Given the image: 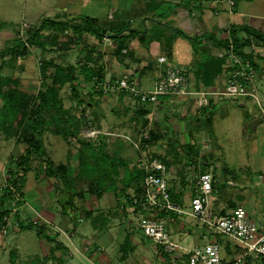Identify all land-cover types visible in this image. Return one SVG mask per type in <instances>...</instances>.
<instances>
[{"label": "crops", "instance_id": "crops-1", "mask_svg": "<svg viewBox=\"0 0 264 264\" xmlns=\"http://www.w3.org/2000/svg\"><path fill=\"white\" fill-rule=\"evenodd\" d=\"M52 8L49 15L42 18L70 21L77 16H88L96 19V25L105 30L103 35L96 36L89 31H73L67 27L56 31L60 37H65L56 45L49 44L42 36L44 46L32 44L27 48L28 57H33L35 49H39L43 51V59L75 67V90L72 91L69 83H65L59 91L60 96L68 100V104H64L65 114L79 117L81 111L76 109L82 110V105H86L89 118L100 130L98 134H105L93 143H102L110 153L124 158L130 171L137 168L143 172L138 159L144 160L148 154H152L149 157L158 156L167 160L169 190L182 212H163L161 215L166 219L167 238L177 244L180 258L185 257V253L194 246L211 238L220 241L223 264L239 258L242 249L235 240L216 235L191 214L190 200L199 174L210 171L214 178L216 170L221 168L218 161L213 162L212 158L206 157L199 147L207 148L211 142L220 146L215 126L218 121L227 120L240 136L248 134L247 150L252 157L263 156L264 171V116L259 110L255 113L243 110L244 114L240 110H215L227 100H239V104L248 109L252 105L244 98L231 99L217 93L203 95L201 92L221 88L224 71L230 64L228 48L209 35L227 40L228 28L233 24H245L264 34V14L240 11L236 2L229 9L224 4L199 0H55ZM51 31L44 28L42 33ZM239 36L244 43L239 52L251 57L248 36L244 32ZM159 56H165L185 71L190 93L159 95L153 103H140L123 92H103L92 87L95 80L125 75L138 89H149L164 68V64L157 60ZM256 63L259 83L264 84V58H258ZM35 68L26 61L16 60L6 65L5 71L17 77L19 89L31 94L37 92L42 84L40 71ZM52 70L48 68L47 72ZM46 81L49 82L48 77ZM85 93L88 94L85 96ZM198 122L206 127L198 128ZM150 131L156 138L149 139ZM124 136L138 140L139 145L143 138L144 149L137 154ZM2 138L13 140L11 154L23 153L25 143L13 136L7 138L2 134ZM42 145L54 163L68 162L69 165L67 145L63 161L59 162L52 157V150L59 147V143L53 147L43 134ZM177 148H183L186 154L191 153L193 164L190 165ZM74 155L71 161L78 163V156ZM41 164L40 169H35L31 160L28 165V169L35 170L34 179L39 181L47 194L48 204L42 208L43 213L37 211L48 220L43 234H51L61 244L54 256H50L52 243L39 235L42 258H49L50 261L54 257L58 264H81L79 257L89 264H113L114 257L123 264H169V256L161 245L145 237L140 225L133 224L129 218L134 214L140 221L146 211L138 209L136 212L132 204L125 203V194L132 197L136 193L133 180L128 187H123L122 178L129 176L125 167H118L115 185L104 182L89 186L87 183L66 188L56 181L57 177L46 175L44 162ZM4 166V162L0 161L2 170ZM235 206L243 207L238 204L227 208L211 192L208 206L211 217L223 215ZM74 213L77 218L72 216ZM85 220L87 224H84ZM78 224L81 230H78ZM13 229L18 230L16 227ZM171 234L179 235L180 239L172 238ZM62 235L68 244L62 242ZM182 240L184 243H181ZM35 257L39 258H32ZM238 264L260 263L256 256L246 255Z\"/></svg>", "mask_w": 264, "mask_h": 264}, {"label": "rangeland", "instance_id": "rangeland-1", "mask_svg": "<svg viewBox=\"0 0 264 264\" xmlns=\"http://www.w3.org/2000/svg\"><path fill=\"white\" fill-rule=\"evenodd\" d=\"M53 2H55V0H0V52L8 50L9 47L17 43L19 39H25L29 30L33 27V24L34 26H37L41 21V18L49 15V13L53 10ZM235 2L240 11L264 14V0H235ZM41 35L45 37L44 40L51 45L58 43L60 40L65 38L62 36L60 37V35L54 30L51 32L41 33ZM68 37L69 35H67V38ZM42 52L43 51H40L39 49H35L33 57H28V53L21 55L7 53L5 56L0 57L2 65L4 66L2 69L3 74L9 75L7 71H5V67L6 65L8 66L9 64H12L16 60H21V62L26 61L29 64L35 65V69L39 71L40 62L43 59ZM53 56L56 60L58 59L56 55ZM260 86L261 88H264V84L259 83V87ZM35 93L36 92H33L32 94ZM87 94L88 93H85L84 95L86 96ZM85 96L83 100L86 101L87 98H85ZM62 98L63 105H67V98L63 96ZM1 104L2 101L0 100V107ZM35 106L36 100L32 99L28 102L26 110H34ZM82 106L84 109H76L77 112L81 111L79 117L75 115H69L68 118L65 117V125L68 126L69 132H72L73 130L76 135L71 134L67 138H64L59 134L53 133L50 129L51 126H46L42 133V139L44 134L45 138L52 143L53 147L59 143V147L52 150V157L56 161H63L64 148L66 145L68 146L70 161L69 166L72 174L75 170H79V167L82 174L73 180L76 186H83L92 179L88 162L90 149L85 144L89 141H97L105 135L103 133L98 134L96 136V140H94V137L85 135V132L89 129L88 122L91 124L94 123H92V120L89 118V115L85 110L86 105ZM215 110H240V112L244 114L243 110H253L255 113V110L258 109L254 106L249 109L247 106H241L239 104V100H227ZM244 118H246V116H244ZM49 123L50 122H47V124ZM197 125L198 128L205 126V124H203V126L200 122H198ZM71 127L73 129H71ZM136 134L134 133V135ZM215 134L218 137L217 140L220 146H217L215 142H211L207 148L199 147V150L205 153L206 157L212 158L213 162L214 160L218 161V164L221 165L222 168L221 169L219 167L214 173V178L212 180V192L222 200L225 207L229 208L232 205L238 204L243 205V207L248 210L250 219L260 225H264L263 156L259 157L258 155V157H252L247 150V142L249 139L248 134L245 133L240 136L236 128H234L231 125V122L227 120L217 122L215 126ZM127 142L135 151H137V154L145 147V141L143 138L138 147H134L128 140ZM12 147L13 140H4L2 138V134H0V161H3L5 165L3 170L0 167V210L4 208L9 209L7 214L9 221L7 224V231L5 233L0 231V264H58L54 257L50 259V261L48 260L49 258L41 257L43 248L39 242V235L34 229H24V227L20 224H24V220L26 218L33 219L35 217V212L33 211L34 209L41 211L42 208L48 204L47 194L44 193L41 185H39V181L34 179L35 170L27 169L25 172H19V175L24 182V188L20 189L21 192L19 193V199H15L12 195L7 197L4 194L8 170L12 167L15 158L18 156L17 153L11 154V151H13ZM177 150L180 155L184 154V159L190 163V165L193 164L191 161V153L186 154L183 148H177ZM80 153L81 158H85L84 163L79 164L76 160L71 161L73 154L78 156ZM148 155L146 158H149L152 154ZM138 160V163L143 161L142 159ZM164 160L168 165L167 160ZM31 161L35 169L41 168L42 160L38 156L34 155ZM84 172H86V174ZM74 174L78 173L76 172ZM56 181L58 182L60 180L57 179ZM14 209H16L15 212L9 213ZM187 209L190 211L189 206ZM134 211L138 212V208H135ZM72 216L77 218V214L75 213ZM129 218L132 219L133 224L139 225L140 221L136 218V215L132 214ZM180 218L181 220L184 219V217ZM15 221L18 222L17 226L14 224ZM79 224L77 225V228L78 230H81V225ZM84 224H87L86 220ZM14 227L18 228V230H14ZM171 237H178L177 239H180L179 235L174 236V234H171ZM61 239L64 244H68L64 235H62ZM211 239L214 240L213 238ZM181 243H184V241L182 240ZM218 243H220V241H218ZM220 253H222V249H220ZM33 256H38L39 258L32 262L30 259ZM11 258L13 259V262H11ZM79 259L81 264H89L85 259L80 257ZM113 264H123V262L114 257Z\"/></svg>", "mask_w": 264, "mask_h": 264}, {"label": "built area", "instance_id": "built-area-1", "mask_svg": "<svg viewBox=\"0 0 264 264\" xmlns=\"http://www.w3.org/2000/svg\"><path fill=\"white\" fill-rule=\"evenodd\" d=\"M199 1L224 4L229 9H232L235 5V0ZM249 40L252 56L249 57L246 53L239 52V48L236 50L230 45L227 51L230 64L224 71L221 88L215 91L201 92V94L217 93L231 99L244 98L264 116V88L259 87L258 70L256 68L257 59L264 58V42L251 36ZM157 60L164 64V68L149 89H138L125 75L113 79L95 80L92 87L103 92H123L140 103H153L159 95L173 96L190 93L189 79L185 71L165 56H159ZM88 126L89 129L85 132L86 136L95 137L100 132L94 124L88 122ZM124 137L134 147H138V140H134L129 136ZM141 169L143 170L142 191L134 201L141 203L142 209L146 211L141 216L139 224L142 234L154 243L161 245L169 256V264H223L220 253L221 246L216 240L196 245L185 253V257H179L177 244L167 238L166 219L161 215L163 212H182L171 196L166 179V165L158 156H151L141 162ZM212 180L213 177L210 171L199 174L194 194L190 200L191 214L207 228L217 234L231 238L239 244L242 254L232 264H238V262H241L242 257L246 255H254L260 264H264V225L251 220L244 207L235 206L225 214L217 217L209 215L208 206L212 192ZM8 186L12 192L11 195L15 199H19L18 190L12 185ZM15 211L16 209L9 213ZM34 212L35 217L33 219L26 218L24 224L31 223L36 226L48 224V220L37 210H34ZM7 214H3L0 218V231L3 233L7 231L9 222ZM14 224L17 226L18 222L15 221Z\"/></svg>", "mask_w": 264, "mask_h": 264}, {"label": "trees", "instance_id": "trees-1", "mask_svg": "<svg viewBox=\"0 0 264 264\" xmlns=\"http://www.w3.org/2000/svg\"><path fill=\"white\" fill-rule=\"evenodd\" d=\"M67 27L73 31H89L96 36H101L105 33L104 29L96 25V19L92 17L77 16L70 21L53 20L44 17L37 26L29 30L25 39H19L18 42L9 47L8 50L0 52V57L5 56L7 53L17 55L25 54L29 45L32 44L39 47L44 46L41 35L44 28H50V30L56 32L58 30H64ZM241 32H244L248 38L251 36L256 40L264 42L263 33L245 24L231 25L228 28L227 40H219L212 35H209V37L214 39L217 43L223 44L226 48L232 45L233 48L237 50V48H241L244 44L239 36ZM246 41L247 40H245V43H247ZM56 44L57 43H54V45ZM3 68L4 66L0 60V100L2 101L0 107V132L7 138L13 136L26 144L23 153L15 158L12 167L8 170V177L6 179L7 184L14 186L20 193L23 179L19 175V172H25L28 169L30 160L36 155L44 162L46 175L57 177L66 188L74 187L75 183L73 180L82 175L80 167L79 170H76L78 174H72L68 164L54 163L53 160L46 155L42 145V133L46 126H51L50 129L53 133L59 134L64 138H67L71 134L76 135L73 130L69 132L68 126L65 125L66 118H68L69 115L65 114L66 109L64 108L63 100L59 93L61 87L65 83H69L72 91L75 90V85L73 84L75 80V67L72 64L61 65L51 60H42L39 66L42 84L41 88L35 94H29L19 89L17 77L3 74ZM48 68H53L52 72H47ZM46 77L49 78V82L46 81ZM32 99L36 100L35 109L26 110L28 102ZM47 122L50 123L47 124ZM71 129L73 128L71 127ZM154 138H156V136L150 131L149 139L152 140ZM85 145L90 149L88 162L92 179L88 182V185L94 186L95 183L102 185L104 182H112L113 185H115L119 172L118 167L123 166L127 173L129 172L128 178H122L121 180L124 185L123 187H128L132 180L135 181L136 184V193L132 197L127 194L124 195L126 199L125 203L132 204L134 209H142L141 203H137L138 201H134V199H137L142 191L140 183L143 178V172L140 169H134V167L132 168L134 169L133 171H130L129 168L127 169L128 164L126 160L117 154L110 153L105 149L102 143H93L89 141ZM160 159L166 164L163 158ZM84 162L85 158H81L80 153V155H78V163L82 164ZM84 173L86 174V172ZM8 185L5 187L4 194L10 197L12 192ZM134 196H136V198H133ZM8 211V208L1 209L0 218L3 214L8 213ZM21 226L24 227V229H34L38 235H43L52 243L49 249L50 256H54L55 250L60 248L61 244L54 236L46 233L43 234L45 225L36 226L31 223H22ZM36 259L35 257L30 260L33 262ZM233 261L234 259H231L226 262V264H232ZM11 262H13L12 258Z\"/></svg>", "mask_w": 264, "mask_h": 264}]
</instances>
